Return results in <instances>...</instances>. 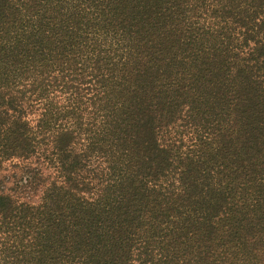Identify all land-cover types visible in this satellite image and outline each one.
<instances>
[{"label":"trees","instance_id":"trees-1","mask_svg":"<svg viewBox=\"0 0 264 264\" xmlns=\"http://www.w3.org/2000/svg\"><path fill=\"white\" fill-rule=\"evenodd\" d=\"M0 264H264V0H0Z\"/></svg>","mask_w":264,"mask_h":264}]
</instances>
